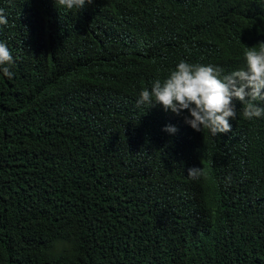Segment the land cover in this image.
I'll return each mask as SVG.
<instances>
[{
  "label": "trees",
  "instance_id": "16d2710c",
  "mask_svg": "<svg viewBox=\"0 0 264 264\" xmlns=\"http://www.w3.org/2000/svg\"><path fill=\"white\" fill-rule=\"evenodd\" d=\"M0 9L13 56V78L0 73V264H264V116L237 101L231 131L212 136L187 110L137 104L180 60L245 67L264 0Z\"/></svg>",
  "mask_w": 264,
  "mask_h": 264
},
{
  "label": "clouds",
  "instance_id": "9594fccd",
  "mask_svg": "<svg viewBox=\"0 0 264 264\" xmlns=\"http://www.w3.org/2000/svg\"><path fill=\"white\" fill-rule=\"evenodd\" d=\"M261 5L263 7V0ZM56 5L71 9H83L93 0H54ZM263 11V8L262 10ZM7 18L0 9V25ZM220 52L216 57L219 59ZM245 67L223 74L222 67L211 63H189L180 60L168 76L152 82L150 90L143 88L139 93L138 105L152 107L156 104L165 111L180 115L187 110L184 121L198 132L207 130L212 136L228 133L232 129L230 120L237 115V101L243 105L242 115L246 119L264 116V42L259 48L248 47L244 52ZM13 56L5 42H0V73L13 78L9 66ZM146 107V108H147ZM175 133L177 129L166 125L163 129ZM202 167L187 169L191 180L204 176ZM230 179V178H229Z\"/></svg>",
  "mask_w": 264,
  "mask_h": 264
}]
</instances>
